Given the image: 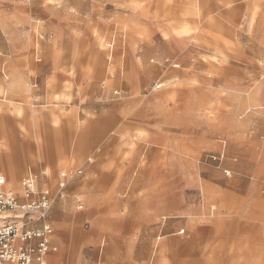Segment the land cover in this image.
<instances>
[{
	"label": "rangeland",
	"instance_id": "374dc122",
	"mask_svg": "<svg viewBox=\"0 0 264 264\" xmlns=\"http://www.w3.org/2000/svg\"><path fill=\"white\" fill-rule=\"evenodd\" d=\"M44 1L0 0V18L10 35L11 22H19L21 34L28 19L42 26L41 38L31 30L24 51L0 29V79L4 68H13L18 83L25 74L28 89L19 87L17 97L0 87V114L13 111L23 119L35 112L38 142L52 130L46 158L22 171H0L6 189L20 194L21 179L31 172L39 189L54 193L58 172L72 173L91 158L84 187L90 202L98 199L100 209L121 218L109 221L108 228L119 224L117 234L139 209L154 211L156 195L161 213L177 215L144 223L143 234L132 237V264H264V0H205L210 32L181 41L180 51L165 36L174 27L157 15L156 0H55L58 5L42 16ZM183 1L196 8L204 0H174L170 7ZM126 25L136 31L124 39ZM137 53L141 81L134 86L137 99H143V119L129 117L126 123L125 113L133 109L125 101V82L113 75L125 67L134 74ZM51 73L54 94L62 98L44 104L38 97ZM49 116L57 125L43 121ZM102 117L127 126L111 127L74 154L78 125ZM25 126L19 124L23 136ZM126 133L139 137L133 141ZM110 169L118 171L119 187L109 186ZM72 191L53 206L60 202L65 212H76ZM195 230L212 233L194 245L190 259L181 248Z\"/></svg>",
	"mask_w": 264,
	"mask_h": 264
},
{
	"label": "crops",
	"instance_id": "0c3cea01",
	"mask_svg": "<svg viewBox=\"0 0 264 264\" xmlns=\"http://www.w3.org/2000/svg\"><path fill=\"white\" fill-rule=\"evenodd\" d=\"M15 7H17V9L27 11L25 7H19V5L17 4ZM39 11H43V9ZM36 21L37 22L34 23H41L38 20ZM44 21L46 20H43V22ZM18 23L19 22L9 23L11 24L9 29H11L12 33L10 35L7 29V22L0 18V29L2 34H6L5 38L7 39V41L14 45L15 49L19 48L20 51H24L29 48V43L27 44V38H29L28 34H30L31 30H33L34 25H32L33 21L28 19L27 30L25 31V28H22L25 31L24 33L26 34H21V28L19 27ZM39 25V30L41 31V24ZM52 30L53 29H51V31ZM41 33L42 32H40V34ZM41 37L42 34L41 36H36V38ZM34 54H36V52ZM34 57L35 56L31 55L28 58H31V60H33ZM49 70L52 72L56 69L50 68ZM2 74L3 77L2 79H0V87H3V89L5 88V91L7 93H12L11 95H15V93H21V91L28 90L25 86L26 84H24L26 82V78L24 76L25 74H21L23 77L21 83H18V81H16L17 74L13 68H4ZM51 75L52 73L48 74L41 84L42 93L41 95H39L38 100H41V102L44 104L56 103L62 98V96L54 94L55 92L51 89V87L47 88V83ZM116 77H118L121 82H125L119 77L117 73H114L113 79ZM13 78L16 82L13 81ZM3 84H5L6 86ZM126 85L127 84L125 82V87L126 89H128ZM19 87H22L21 91ZM128 93L129 92L127 90V97L129 95ZM15 96L18 97V95ZM27 113L28 114L23 117V119H20L21 117H19V115H14L13 111H11V113L9 111L6 117H4L5 114H0V171L7 172L12 169L22 171L26 164L35 163L36 159H38L39 163L41 161V156L46 158L48 152L50 154V138L52 134L50 126L52 122L51 117L49 116L43 119L44 122L49 124L50 129L47 131V137L44 134L43 138L40 139L41 141L38 142L36 132L34 130L35 125L39 123V118L33 111ZM127 114L128 112L125 113V121L127 120L126 123H128V119L129 117H131L130 114ZM20 123L27 125V128L25 126L27 133L25 134V136L21 135L19 132ZM97 124L98 127L95 126ZM117 125H119L121 129H123V126L124 128L127 126L126 124L121 125L114 118L108 119L105 117H102V119L100 120L96 119L82 126L78 125L77 129H79V132L74 154L76 153V155H80L84 150L91 146L93 141H97L98 139L105 137V135L109 133V131H106L105 129L111 130V127L114 128ZM32 130L33 132H31ZM96 132L101 133L96 134ZM127 134L128 133H126L123 137H130ZM138 137L139 135H132L130 138L131 140L135 141L138 139ZM92 161L94 162L93 159ZM93 162L88 164L86 160L85 165L77 167V169H82V175L73 177L69 181V184L67 186L66 196L67 193L69 194L70 187L73 188L72 198L74 201L76 212H65L60 202H57L54 206L53 203L51 209L48 212V222L53 229V244L56 245L57 251L51 252L47 255V257L45 258L46 264H132L130 251L133 244H135L132 237L137 234V232H139V235L143 234V229L146 228L144 226V223L148 220L157 219L159 217L161 220H164L177 216L175 213H161V211L163 212L164 210L162 206V200H158L159 197H157L156 195L157 200H154V211L149 212L139 209V211H136L134 215H130V217H127L128 222L122 224L123 228L122 232H120L121 234H117L116 229H118L117 227H119V224H112L114 225V228H108L109 226H111V223L109 221L121 218L113 217V215H116L117 213L106 211L102 208L100 209L97 202L98 199L94 200L92 198V202H90L88 198V192L84 187L83 178L89 171L88 165H92ZM140 164L143 165L142 162ZM97 172L99 173V176H101L103 173V171L99 169L97 170ZM108 172L109 175H111L109 186L119 187V184H116L118 171L116 169H110ZM140 202L141 201H139V203ZM88 203H92V206L91 208L85 210L86 204ZM79 204L83 206L82 210H77V205ZM169 206L173 207V205ZM134 220H136L137 222H132ZM2 222L3 220H0V223ZM114 230L115 232L113 233ZM183 233H185V231L180 230L178 234ZM211 233L212 231L206 232L203 230H195L193 234H190L191 237L189 238V240L182 246V256L192 259L194 256L192 254L194 245L197 244L201 239L206 240V238L210 236ZM103 237L106 240V242L104 243L102 241ZM161 253L162 251L159 252V254ZM191 261L193 262V260Z\"/></svg>",
	"mask_w": 264,
	"mask_h": 264
},
{
	"label": "built area",
	"instance_id": "2783aa9c",
	"mask_svg": "<svg viewBox=\"0 0 264 264\" xmlns=\"http://www.w3.org/2000/svg\"><path fill=\"white\" fill-rule=\"evenodd\" d=\"M209 158L219 160L217 156ZM92 162L87 159L88 164ZM82 172V169L59 172L54 193L49 187L39 189L31 172L21 179L20 194L6 189V181L0 177V216L15 215L0 223V264H46L47 255L57 251L48 212L57 198H65L69 181ZM224 172L229 175L228 171ZM82 208L81 204L77 205V210Z\"/></svg>",
	"mask_w": 264,
	"mask_h": 264
},
{
	"label": "bare ground",
	"instance_id": "6f19581e",
	"mask_svg": "<svg viewBox=\"0 0 264 264\" xmlns=\"http://www.w3.org/2000/svg\"><path fill=\"white\" fill-rule=\"evenodd\" d=\"M54 1L55 0H45L44 1V4L42 6L43 7L42 16L47 15L49 9H51L53 6L58 5ZM183 2H184V4L181 7H175L173 9V8H171L172 7L171 5L175 4L174 0H156L155 11L158 13L157 15L159 17L167 20V22L169 23V24H166L167 28L170 29L171 27H174V29L172 31L173 33L170 35L168 33V30H167V32L165 33V36H167L170 39L171 46L176 51H180L179 48L181 47V43H182L181 41L193 38L192 37L193 34H195V35H199V34L204 35L205 34L206 35L207 32H210V29H208V27L210 26L211 20H209V17H207V15L210 13L211 10L207 7L208 6L207 2L204 0L203 4H201V6L196 7V8L191 7L188 4H186V1H183ZM159 13L161 15H159ZM129 21H131V20H129ZM39 24H41V23H38V26H34L33 31L35 32V35L37 34L38 36H41L40 30H39ZM170 24H172V25H170ZM129 26L126 25L124 27L125 28V31H123V33L125 35L124 39H126V36H128L129 34L136 31V29H133L132 26H130V27ZM128 32H129V34H128ZM124 43H126V41ZM133 50H134V52H137L136 46L133 47ZM129 55H130L129 57L131 60L132 59L131 54L129 53ZM134 59H135V61L133 64L136 66V69H135L136 72L134 71V74H133L132 71L128 67L127 68L125 67L126 71H124V68L121 69L119 75L123 77L124 81L127 84L126 86L128 87L127 90L129 92L128 93L129 95H128V99L126 100V102L128 104H130L132 106V109H133V110L130 109L129 111H126V112H128V114H130L131 117L142 120L143 119V110H142L143 99H137L136 96L138 93H137V89L134 86V84L137 83V81L138 82L141 81V76H140L141 71H139L140 70L139 66H142V64H141V59L138 57V53L134 56ZM137 64H138V66H137ZM174 67H178V65H174ZM128 70H129V72H128ZM13 81H15V79ZM10 82H11V80H10ZM47 85H48L47 88L51 87L52 90H55L51 78L49 79ZM163 85H164V83L156 86L154 90L161 88ZM57 98H58V96H57ZM52 123L56 124V123H58V121H52ZM105 130H107V129H105ZM0 217H3V218H0V220L4 221V219H7V218H14L15 215L5 214V215H1Z\"/></svg>",
	"mask_w": 264,
	"mask_h": 264
}]
</instances>
